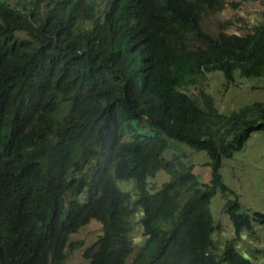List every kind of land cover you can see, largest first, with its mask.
<instances>
[{"label":"trees","instance_id":"trees-1","mask_svg":"<svg viewBox=\"0 0 264 264\" xmlns=\"http://www.w3.org/2000/svg\"><path fill=\"white\" fill-rule=\"evenodd\" d=\"M0 0V264H65L73 232L97 219L85 264H264L242 247L264 211L242 210L222 159L264 128V100L224 113L196 84L221 70L264 75V21L202 26L224 0ZM170 138L205 150L201 182ZM169 177L156 188L150 177ZM135 180V192L118 179ZM217 190L234 235L215 243ZM145 235L134 255L133 217ZM84 264V263H79Z\"/></svg>","mask_w":264,"mask_h":264},{"label":"rangeland","instance_id":"rangeland-1","mask_svg":"<svg viewBox=\"0 0 264 264\" xmlns=\"http://www.w3.org/2000/svg\"><path fill=\"white\" fill-rule=\"evenodd\" d=\"M224 3L221 10L204 14L202 26L213 35L217 34L222 23L227 32L242 34L252 31L256 25L264 21V0H224ZM98 4L102 7L105 0H99ZM225 81L221 70H213L196 84L183 85V89L193 96H198L200 90L207 91L212 95L218 109L224 113L256 100H264V75L242 76L236 69L235 78L227 87ZM169 140L170 147L165 152V156L183 153L184 160L193 163V171L198 175L199 180L208 182L211 177V167L208 164L209 156L206 151L194 149L187 143L174 138ZM220 172L224 181L237 194L242 210L264 211V128L252 131L242 147L234 150L231 156L224 157ZM168 177L169 175L160 169L155 176L150 177V185L156 188ZM117 183L122 189L135 192L133 178L118 179ZM233 196L234 194L230 192L222 195L221 191L217 190L212 197L211 208L218 225L214 233L217 245L234 235L233 224L225 212V203L229 197ZM138 217L139 215L133 217L131 238L134 250L131 256L145 240ZM101 231V223L97 219H92L73 232L70 238L71 244L67 247L65 264L87 262L83 250L97 238ZM241 239L242 247L255 246L264 250V225L255 224L254 232L247 233Z\"/></svg>","mask_w":264,"mask_h":264},{"label":"clouds","instance_id":"clouds-1","mask_svg":"<svg viewBox=\"0 0 264 264\" xmlns=\"http://www.w3.org/2000/svg\"><path fill=\"white\" fill-rule=\"evenodd\" d=\"M70 238H71V236H70ZM70 241H71V239H70ZM71 244V242H69V244L67 245V247L69 246ZM67 247H66V257H67ZM87 259V258H86ZM65 260H66V258H65ZM88 261V260H87ZM85 263H87V262H85ZM84 263V264H85Z\"/></svg>","mask_w":264,"mask_h":264}]
</instances>
